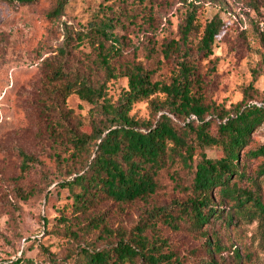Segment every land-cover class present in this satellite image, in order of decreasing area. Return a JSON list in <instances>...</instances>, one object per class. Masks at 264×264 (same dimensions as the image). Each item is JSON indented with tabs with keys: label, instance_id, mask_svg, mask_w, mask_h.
<instances>
[{
	"label": "rangeland",
	"instance_id": "374dc122",
	"mask_svg": "<svg viewBox=\"0 0 264 264\" xmlns=\"http://www.w3.org/2000/svg\"><path fill=\"white\" fill-rule=\"evenodd\" d=\"M56 4L57 0L24 5L0 1V264H14L21 257L44 264H81L80 245L105 248L113 238L100 236L102 223L95 230L80 232L78 240L71 238L60 231L65 226L61 216H68V223L77 228L84 226L86 216H105L115 232L129 233L147 211L173 199H187L192 193L194 169L177 162L161 171V186L150 198L128 203L107 200L85 216L75 215L73 199L61 185L75 175L74 167L70 158L68 164L55 162L56 151L61 149L68 156L72 145L65 142L57 148L61 142L51 137V124L59 119V108L47 111L48 104L54 105L48 99V74L58 64L94 84L103 83L100 101L109 110L129 90L121 64L155 69L153 79L169 83L183 57L194 63L198 95L205 104L232 108L250 95L254 102L264 99V0H68L61 19L48 14ZM109 17L114 18L112 38L105 45L119 51L110 77L98 60L101 38L97 33ZM215 18L220 21V32L212 53L206 55L199 51L200 41L206 25ZM190 19L191 29L186 33ZM65 26L81 35L63 57L59 49L65 44ZM177 43L181 51L163 52L167 45ZM165 99V93L156 92L134 103L130 115L141 124L155 123L167 111L156 112L151 100ZM60 107L69 110L74 120L89 123L92 105L78 94H70ZM170 115L177 127L195 118L193 114L187 118ZM213 116L208 113L207 119ZM217 122L212 123L213 133ZM84 129L90 130L87 125ZM261 142L264 125L253 132L251 145ZM19 148L41 160L23 176ZM205 152L211 158L222 155L216 145L206 146ZM88 157L83 154L75 169L86 165ZM194 159L193 165L198 154ZM258 163L249 158L245 169L255 174ZM254 182L241 184L257 189L264 201V175L255 176ZM179 222L174 227L158 221L147 230L159 249L172 255L173 264H204L211 256L223 264H264V219L239 218L226 227L222 219L215 218L201 230L188 220Z\"/></svg>",
	"mask_w": 264,
	"mask_h": 264
},
{
	"label": "trees",
	"instance_id": "16d2710c",
	"mask_svg": "<svg viewBox=\"0 0 264 264\" xmlns=\"http://www.w3.org/2000/svg\"><path fill=\"white\" fill-rule=\"evenodd\" d=\"M10 4H29L37 0H0ZM68 0H57L56 6L48 13L61 19ZM191 20L187 23L186 33L190 32ZM113 17H109L97 28L101 38L98 47V60L109 74L116 69L113 60L118 57L116 46L111 49L105 45L113 27ZM220 32V21L215 18L205 28L200 41L199 51L212 53L215 37ZM81 33L73 32L65 26L64 45L59 53L65 57L70 47ZM186 39V38H185ZM180 44H169L163 48L167 55L181 51ZM128 77L129 90L117 106L107 109L101 98L104 85L94 84L78 72L69 71L62 63L49 72L51 87L48 90V112L59 108V119L52 123L51 137L60 145H72V153L63 155L56 151L55 162L59 165L68 160L72 162L75 175L61 183L73 199L71 208L75 215L85 216L101 202L113 200L120 203L150 198L161 186L162 170H169L177 162L185 168L194 169L191 194L187 199H173L144 213L140 221L129 233H117L105 222V216H86L84 226L77 228L68 223V216H61L64 227L61 232L79 239L82 231L95 230L102 223L101 237L108 245L99 248L96 245L79 246L83 258L81 264H173L171 256L159 249L158 242L152 240L147 230L158 221H165L174 227L181 220L201 230L212 219H222L226 227L235 219H264V201L257 189L242 185V181L254 184L255 176L264 175V142L251 145L252 134L264 125V99L254 102L253 96L244 98L232 108L224 105H207L199 93V83L193 70L194 63L183 57L178 73L169 83L155 81V69H146L142 64L120 65ZM108 77L106 79H108ZM156 92L166 95L164 101L151 100L153 109L162 112L155 123L141 124L130 115L134 103L149 99ZM76 93L92 105L90 121L85 124L75 119L69 110L61 108V102ZM170 113L187 118L195 115L184 125L177 127ZM214 115L207 119V114ZM218 119L215 133L211 131L213 121ZM54 125V126H53ZM87 125L90 130L84 129ZM219 146L222 155L211 158L205 152L206 146ZM88 153V161L80 169H75L83 154ZM22 158L21 175L41 163L34 154L19 148ZM198 154L196 164L195 155ZM244 157V158H243ZM259 161L255 174L245 169L247 159ZM218 191V192H216ZM218 194L219 198H216ZM223 212H226L223 214ZM238 218V219H237ZM104 222V223H103ZM180 223V222H179ZM80 226V225H79ZM103 234V235H102ZM14 264H44L31 257H21ZM204 264H223L213 256L205 259Z\"/></svg>",
	"mask_w": 264,
	"mask_h": 264
}]
</instances>
